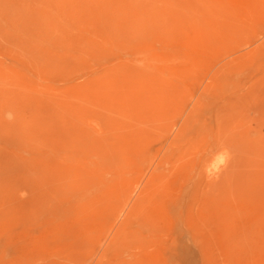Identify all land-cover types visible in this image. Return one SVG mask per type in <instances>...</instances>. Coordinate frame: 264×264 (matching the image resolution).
I'll list each match as a JSON object with an SVG mask.
<instances>
[{
    "label": "rangeland",
    "instance_id": "1",
    "mask_svg": "<svg viewBox=\"0 0 264 264\" xmlns=\"http://www.w3.org/2000/svg\"><path fill=\"white\" fill-rule=\"evenodd\" d=\"M116 3L0 0V264H259L264 0Z\"/></svg>",
    "mask_w": 264,
    "mask_h": 264
},
{
    "label": "bare ground",
    "instance_id": "2",
    "mask_svg": "<svg viewBox=\"0 0 264 264\" xmlns=\"http://www.w3.org/2000/svg\"><path fill=\"white\" fill-rule=\"evenodd\" d=\"M118 1H119V0H115V3L118 2ZM127 1H128V0H127ZM112 2H113V1H112ZM116 4H117V3H116ZM127 4H128V3H127ZM127 4H126V5H127ZM120 5H121V4H120ZM124 5H125V3H124ZM109 6H110V5H109ZM113 7H116V6H114V4H113ZM118 8H119V4H118ZM114 9H115V8H114ZM123 10H124V8H123ZM125 10H126V7H125ZM116 12H117V11H116ZM105 13H106V12H105ZM108 13H109V12H108ZM118 14H119V12H118ZM119 15H120V14H119ZM122 15H123V14H122ZM122 15H121V16H122ZM148 15H149V14H148ZM176 15H177V14H176ZM185 15H186V14H185ZM258 16H259V15H258ZM122 17H124V16H122ZM149 17H150V16H149ZM166 17H167V15H166ZM177 17H178V15H177ZM179 17H180V16H179ZM145 18H146V17H145ZM109 19H110V18H109ZM184 19H185V16H184ZM110 20H111V19H110ZM121 20H123V19H121ZM121 20H120V21H121ZM143 20H144V19H143ZM147 20H148V19H147ZM147 20H145V21H147ZM150 20H151V19H150ZM214 20H215V19H214ZM154 21H155V20H154ZM115 22H116V20H115ZM175 22H176V21H175ZM175 22H174V23H175ZM189 22H190V21H189ZM145 23H146V22H145ZM150 23H151V21H150ZM174 23H173V24H174ZM177 23H178V22H177ZM198 23H199V22H198ZM167 24H168V23H167ZM169 24H170V23H169ZM206 24H207V23H206ZM180 26H181V25H180ZM212 26H213V25H212ZM174 27H175V26H174ZM173 29H174V28H173ZM181 30H182V28H181ZM181 30H180V32H181ZM209 30H210V29H209ZM212 30H213V29H212ZM215 30H216V29H215ZM224 30H225V29H224ZM197 31H198V30H197ZM206 32H207V31H206ZM213 32H214V31H213ZM200 33H201V32H200ZM148 34H149V33H148ZM212 34H213V33H212ZM215 34H216V33H215ZM183 35H184V34H183ZM215 37H216V36H215ZM204 42H205V41H204ZM199 46H200V45H199ZM121 49H122V48H121ZM151 52H152V51H151ZM24 82H25V81H24ZM24 82H22V83H24ZM25 83H26V82H25ZM28 84H29V83H28ZM20 85H22L21 82H20L19 86H20ZM29 85H30V84H29ZM29 85H28V86H29ZM26 86H27V85H25V88H24V87H23V88L26 89ZM21 88H22V87H21ZM28 89H29V90H28ZM27 90H28L27 92H29V91H30V87H29V88L27 87ZM32 90H33V89H32ZM25 92H26V90H25ZM33 92H34V91H33ZM1 93H2V92H1ZM1 93H0V94H1ZM29 93H32V92H29ZM29 93H28V96L31 95V94H29ZM3 94H4V93H3ZM3 94H1V95H3ZM24 94H25V93H24ZM24 94H23V95H24ZM32 95H33V94H32ZM28 96H27V97H28ZM9 97H10V96H9ZM19 97H21V96H19ZM23 97H24V96H23ZM27 97H26V101L29 100V99L31 98V97H30V98H29V97L27 98ZM4 98H5V97H4ZM6 98H7V96H6ZM6 98H5V99H6ZM16 98H17V97H16ZM19 100H21V98H20ZM30 100H31V99H30ZM37 100H38V101H39V100L41 101L40 98L37 99ZM5 101H6V100H5ZM38 101H37V102H38ZM26 103H27V102H26ZM38 104H39V103H38ZM50 105H51V104H50ZM38 106H39V105H38ZM7 108H8V107H7ZM10 108H11V107H10ZM42 110H43V109H42ZM45 111H46V110H45ZM47 111H48V110H47ZM14 112H15V111H14ZM52 112H53V110H52ZM6 113H7V112H3V114H6ZM43 113H44V112H43ZM53 113H54V112H53ZM3 114H2V115H3ZM47 116H48V115H47ZM33 117H35V116H32V119H34ZM47 120H48V119H47ZM18 122H19V121H18ZM42 122H43V121H42ZM16 123H17V122H16ZM27 123H28V122H27ZM27 123H26V124H27ZM31 123H32V122H31ZM29 124H30V122H29ZM33 124H34V123H33ZM18 125H19V124H18ZM20 125H21V124H20ZM18 127H19V126H18ZM46 127H47V126H46ZM49 127H50V126H49ZM3 128H4V127H3ZM10 132H11V131H10ZM35 134H36V133H35ZM38 134H39V133H38ZM41 139H42V138H41ZM54 141H55V140H54ZM35 155H36V154H35ZM66 156H67V155H66ZM21 160H23V159H21ZM24 161H26V160H24ZM24 161H23V162H24ZM17 162L22 163L21 161H17ZM17 162H16V163H17ZM30 162H32V161H30ZM33 162H34V161H33ZM33 162H32V163H33ZM7 163H8V162H7ZM34 163H35V165L37 164V162H34ZM17 164H18V163H17ZM17 164H16V165H17ZM39 164H40V163H39ZM21 165H22V164H21ZM23 165H24V164H23ZM32 165H33V164H32ZM14 166H15V165H14ZM24 166H25V165H24ZM30 166H31V165H30ZM30 166H29V167H30ZM40 166H41V164L39 165V167H40ZM36 168H38V167H36ZM15 170H16V169H15ZM31 170H32V169H31ZM37 170H38V169H37ZM18 171H19V170H18ZM33 171H34V170L30 171L29 174H31V173L33 174V173L35 172V171H34V172H33ZM11 172H12V171H11ZM11 172H8V173H11ZM25 172H26V171H25ZM27 172H28V170H27ZM38 172H39V171H38ZM24 174H26V173H24ZM29 174H28V175H29ZM16 175H17V173H16ZM16 175H15V176H16ZM17 176H18V175H17ZM17 176H16V177H17ZM21 176H24V175H21ZM33 176L36 177L37 175L35 176V173H34ZM33 176H32V177H33ZM27 177H28V176H27ZM30 177H31V176H30ZM19 178H20V176H19ZM36 179H38V177H37ZM38 180H39V179H38ZM41 216H42V215H41ZM258 225H259V223H258ZM256 227L258 228V226H256ZM259 227H262V226H259ZM262 228H264V227H262ZM260 230H261V229H260ZM262 230H264V229H262ZM260 232H261V231H260ZM261 234H262V233H261ZM261 236H262V235H261ZM37 239H38V238H37ZM76 242H77V241H76ZM261 247H262V246H261ZM262 251H264V249H261V251H260L261 254L264 253V252H262ZM40 253H42V252H40ZM40 253H39V254H40ZM46 254H47V253H46ZM261 254H259V255H261ZM259 257H260V263H259V264H264V254H262V255L259 256ZM258 259H259V258H258ZM149 262H150V261H149ZM254 263H255V262H254Z\"/></svg>",
    "mask_w": 264,
    "mask_h": 264
}]
</instances>
